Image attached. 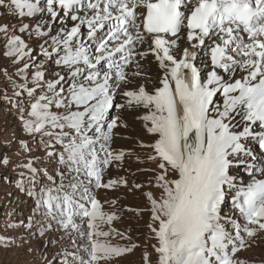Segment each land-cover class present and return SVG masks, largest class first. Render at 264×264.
Wrapping results in <instances>:
<instances>
[{
  "label": "snow or ice",
  "instance_id": "obj_1",
  "mask_svg": "<svg viewBox=\"0 0 264 264\" xmlns=\"http://www.w3.org/2000/svg\"><path fill=\"white\" fill-rule=\"evenodd\" d=\"M0 10V107L14 118L0 126V187L30 213L0 248L18 249L17 264H119L140 247L113 243L131 236L117 201L97 196L128 185L105 176L131 155L114 143L132 112L150 137L136 160L151 166L129 173L146 207L121 212L149 215L143 264H254L240 253L264 235V0Z\"/></svg>",
  "mask_w": 264,
  "mask_h": 264
},
{
  "label": "rangeland",
  "instance_id": "obj_2",
  "mask_svg": "<svg viewBox=\"0 0 264 264\" xmlns=\"http://www.w3.org/2000/svg\"><path fill=\"white\" fill-rule=\"evenodd\" d=\"M2 11V10H0ZM2 62V61H0ZM156 70V69H155ZM153 76L156 74L152 73ZM124 118L127 121L128 128H118L116 131L120 136L126 135L129 138L120 140L116 138L114 147H123L131 150V155L126 156L124 166L122 169L112 168L106 173L105 179L109 176L115 178L124 176L128 180L127 187L120 186L113 189H99L97 190V196L102 202L113 200L117 201L115 210L121 213V220L114 222L115 227L127 233L131 236V240H113V243L121 244H138L132 253L126 254L119 260V264H143L142 253L147 250L151 252V248L148 245L155 244L156 240L153 234L149 231L147 224L150 222L149 215L146 212H140L137 214L136 211H122L124 208L128 209H143L146 207V200L142 194V190H136L132 187L133 177L129 173H135L138 168L149 167L150 164L138 163L136 157L139 156L143 160L148 150L139 147V138L144 142H148L150 137L144 132L142 122L137 120L136 113L125 112ZM13 117L9 114L6 115L3 107H0V126L5 121L9 123V131H11L13 124ZM125 169L127 171H125ZM16 177L13 175L12 181L14 183ZM144 181V174L137 173L135 182L140 183ZM131 189V191L129 190ZM13 191L12 184L0 187V233L8 234L16 230L8 229L6 227L8 222L23 220L29 215L28 204L19 198V194L8 196L7 193ZM105 210H110L107 203L104 204ZM11 214V215H9ZM20 232L23 230L20 229ZM18 234V232H17ZM18 249L15 247L5 251L0 248V264H17L16 252ZM153 256L155 254L153 253ZM240 256L246 258L248 261H253L254 264H262L264 262V235L257 238L253 247L240 253ZM29 259V257H24Z\"/></svg>",
  "mask_w": 264,
  "mask_h": 264
},
{
  "label": "bare ground",
  "instance_id": "obj_3",
  "mask_svg": "<svg viewBox=\"0 0 264 264\" xmlns=\"http://www.w3.org/2000/svg\"><path fill=\"white\" fill-rule=\"evenodd\" d=\"M152 73L157 74V73H156V70H155L154 67H153V69H152ZM153 77H155V76H153ZM126 138H129V136L122 135L121 137H119L120 140H122V139H126ZM139 140H141V139L139 138ZM108 173H111V172L109 171Z\"/></svg>",
  "mask_w": 264,
  "mask_h": 264
}]
</instances>
